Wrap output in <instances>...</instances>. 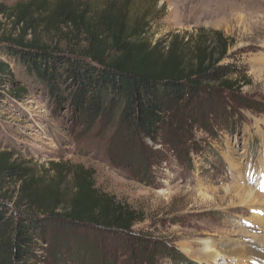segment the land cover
I'll return each instance as SVG.
<instances>
[{"label": "rangeland", "instance_id": "rangeland-1", "mask_svg": "<svg viewBox=\"0 0 264 264\" xmlns=\"http://www.w3.org/2000/svg\"><path fill=\"white\" fill-rule=\"evenodd\" d=\"M1 1L15 8L28 0ZM82 1L102 9L105 1L120 7L128 0ZM128 2L131 17L152 8L147 39L152 45L160 43L164 52L175 37L215 41V34H221L229 47L218 66L235 72L229 80L236 88L206 84L196 99L167 116L153 143L131 138L112 124L80 126L78 114L65 102L67 92L63 103L56 104L20 65L0 57L14 82L0 91V153H9L16 165L43 176L44 184L54 175L51 163L80 165L93 172L97 189L141 217L124 234L50 224L29 264H264L254 261L256 256L204 263L184 251V246L194 251L197 241L207 238L249 244L257 243L253 236H264V227L253 222L255 216L264 217V208L252 210L250 204L240 206L230 198L236 183L251 189L264 207V72L257 74L252 66L253 56L264 59V0ZM13 27L12 21L0 18V39L17 35ZM37 35L42 42L50 40L42 32ZM14 86L24 89L17 98ZM64 184L71 194L72 178ZM16 191L15 181H6V198L13 199Z\"/></svg>", "mask_w": 264, "mask_h": 264}, {"label": "trees", "instance_id": "trees-1", "mask_svg": "<svg viewBox=\"0 0 264 264\" xmlns=\"http://www.w3.org/2000/svg\"><path fill=\"white\" fill-rule=\"evenodd\" d=\"M128 1L120 7L105 1L100 9L82 0H28L15 8L0 0V18L12 21L18 32L0 39V57L20 65L56 104L67 92L65 102L78 114L80 126L112 124L131 138L154 143L167 116L196 99L206 84L234 90L229 77L235 72L218 66L229 47L221 34L215 41L175 37L164 52L160 43L147 39L152 8L131 17ZM38 31L50 38L48 43ZM2 58L0 91L14 83ZM12 93L17 98L24 89L14 86ZM11 159L0 153V264H29L37 241L45 240L53 223L124 234L141 222L136 211L97 189L93 172L80 165L51 163L54 175L44 184L43 176ZM70 177L68 195L64 182ZM6 181L17 184L13 199L6 198Z\"/></svg>", "mask_w": 264, "mask_h": 264}, {"label": "bare ground", "instance_id": "bare-ground-1", "mask_svg": "<svg viewBox=\"0 0 264 264\" xmlns=\"http://www.w3.org/2000/svg\"><path fill=\"white\" fill-rule=\"evenodd\" d=\"M252 62H253L252 66L256 69L257 74H261L262 72H264V59L262 56H255V57L253 56ZM230 198L233 199V201H236L240 206L241 205L246 206L250 204V206H252L251 207L252 210L255 208L256 209L264 208L262 207V205H260V203H258L259 197L254 196L251 189L242 188L236 183H234L232 187V196ZM261 202L264 203V199ZM262 212L264 214V210ZM253 220H254L253 222L264 227V217L260 218L259 216L257 217L255 216L253 217ZM257 224L255 225L257 226ZM253 237L257 240V243L251 242L249 244H245L243 242H240L239 240H231V239H227L223 242L216 243L210 238L202 239L197 241L198 242L197 249H195L194 251H190L187 249L188 248L187 246H184L185 248L184 251L191 259L204 263L215 262L220 257L222 258L229 257V258H236L239 260H247L250 257L254 258V256L257 257L254 259V261L257 259L258 263L264 262V249H263L264 236L261 237L253 236Z\"/></svg>", "mask_w": 264, "mask_h": 264}, {"label": "snow or ice", "instance_id": "snow-or-ice-1", "mask_svg": "<svg viewBox=\"0 0 264 264\" xmlns=\"http://www.w3.org/2000/svg\"><path fill=\"white\" fill-rule=\"evenodd\" d=\"M262 191H264V188H262Z\"/></svg>", "mask_w": 264, "mask_h": 264}]
</instances>
